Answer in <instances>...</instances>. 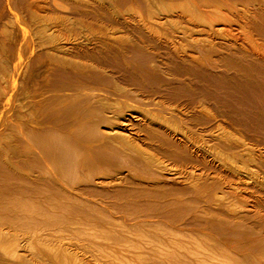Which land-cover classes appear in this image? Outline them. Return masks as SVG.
I'll use <instances>...</instances> for the list:
<instances>
[{"label": "bare ground", "instance_id": "obj_1", "mask_svg": "<svg viewBox=\"0 0 264 264\" xmlns=\"http://www.w3.org/2000/svg\"><path fill=\"white\" fill-rule=\"evenodd\" d=\"M0 264H264V0H0Z\"/></svg>", "mask_w": 264, "mask_h": 264}]
</instances>
